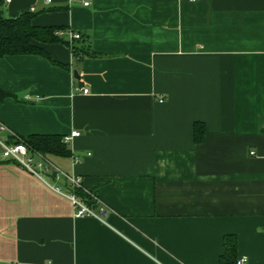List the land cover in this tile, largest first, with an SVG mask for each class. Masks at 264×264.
I'll list each match as a JSON object with an SVG mask.
<instances>
[{"label":"crops","instance_id":"crops-1","mask_svg":"<svg viewBox=\"0 0 264 264\" xmlns=\"http://www.w3.org/2000/svg\"><path fill=\"white\" fill-rule=\"evenodd\" d=\"M27 11L97 57L0 58V141L79 134L36 153L57 175L0 156V264H219L225 239L264 264V0L0 3ZM62 175L100 219L73 216Z\"/></svg>","mask_w":264,"mask_h":264},{"label":"trees","instance_id":"trees-1","mask_svg":"<svg viewBox=\"0 0 264 264\" xmlns=\"http://www.w3.org/2000/svg\"><path fill=\"white\" fill-rule=\"evenodd\" d=\"M2 0H0L1 3ZM32 13L27 11L15 18H0V58L10 55H36L50 63H54L48 55L38 46L40 44L58 43L67 46L71 53L82 54V48L71 45L72 42L82 43V35L74 41H66L59 38L56 33L66 32L61 28L36 27L31 25ZM85 53V52H84ZM83 53V54H84ZM90 58L97 57L94 53H85ZM4 94L0 92V97ZM13 138H10V140ZM23 143L30 152H35L41 156H68L69 152L61 138L54 135H30L27 137H17L13 140ZM12 142V143H13ZM224 255L219 260V264H235L232 252L234 241L224 240Z\"/></svg>","mask_w":264,"mask_h":264},{"label":"built area","instance_id":"built-area-1","mask_svg":"<svg viewBox=\"0 0 264 264\" xmlns=\"http://www.w3.org/2000/svg\"><path fill=\"white\" fill-rule=\"evenodd\" d=\"M5 2H8L9 0H4ZM48 2V0H46ZM83 7H87L90 4V0H80ZM32 11V9H30ZM56 35L59 38H63L66 41H74L79 39V34L75 32H58ZM78 91L82 94H86V89H78ZM4 130V127L0 125V131ZM79 134L75 131H72L68 135H65L61 138V141L64 144H67L72 138L77 137ZM252 154V153H250ZM0 156L3 159H7L10 161L15 162L20 167H22L27 172L35 175L36 177L42 179L43 175L53 173L57 175L58 170L54 168L53 166L49 165L44 158L39 157L38 154L30 152L27 147L21 143H5L0 141ZM37 156L39 157V162H33L32 157ZM73 162H76V157L72 158ZM67 184L68 191L61 192L60 188L58 187H52V189L59 194H62L71 204L74 213L73 216L76 218L81 217H93L100 219V215L103 214L102 210H99L97 212L94 211V209L91 206H88L84 204L79 197L75 195V190L80 188V180L76 177L72 176H66L62 175ZM246 259L244 257L239 258L235 261V264H245ZM48 264V263H46Z\"/></svg>","mask_w":264,"mask_h":264},{"label":"water","instance_id":"water-1","mask_svg":"<svg viewBox=\"0 0 264 264\" xmlns=\"http://www.w3.org/2000/svg\"><path fill=\"white\" fill-rule=\"evenodd\" d=\"M73 77L76 78V74L75 73H73Z\"/></svg>","mask_w":264,"mask_h":264}]
</instances>
